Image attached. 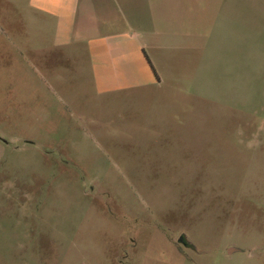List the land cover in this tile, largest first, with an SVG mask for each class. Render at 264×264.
I'll return each mask as SVG.
<instances>
[{
	"label": "rangeland",
	"instance_id": "1",
	"mask_svg": "<svg viewBox=\"0 0 264 264\" xmlns=\"http://www.w3.org/2000/svg\"><path fill=\"white\" fill-rule=\"evenodd\" d=\"M259 3L198 0L114 67L0 0V264H264Z\"/></svg>",
	"mask_w": 264,
	"mask_h": 264
},
{
	"label": "crops",
	"instance_id": "2",
	"mask_svg": "<svg viewBox=\"0 0 264 264\" xmlns=\"http://www.w3.org/2000/svg\"><path fill=\"white\" fill-rule=\"evenodd\" d=\"M245 4L239 3L240 8ZM30 5L37 11V19L48 26L55 47L70 45L75 24L82 22L91 56L95 61L101 57L114 67H142L150 63L146 46L158 42L164 47L165 37L180 35L184 15L187 27L198 29V0H30ZM82 7L88 13L97 10L99 21L86 19V10L79 13ZM259 21L262 31V3H259ZM139 35L148 37V45H141Z\"/></svg>",
	"mask_w": 264,
	"mask_h": 264
},
{
	"label": "water",
	"instance_id": "3",
	"mask_svg": "<svg viewBox=\"0 0 264 264\" xmlns=\"http://www.w3.org/2000/svg\"><path fill=\"white\" fill-rule=\"evenodd\" d=\"M179 241H182V239H179ZM235 250H236L235 248L228 249V253H232V252H234Z\"/></svg>",
	"mask_w": 264,
	"mask_h": 264
}]
</instances>
